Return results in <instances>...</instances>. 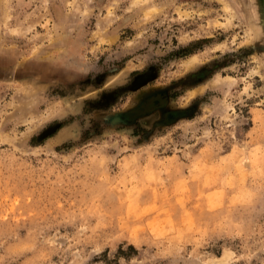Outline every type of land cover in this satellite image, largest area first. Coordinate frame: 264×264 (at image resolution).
<instances>
[{
  "label": "rangeland",
  "instance_id": "1",
  "mask_svg": "<svg viewBox=\"0 0 264 264\" xmlns=\"http://www.w3.org/2000/svg\"><path fill=\"white\" fill-rule=\"evenodd\" d=\"M0 264H264V0H0Z\"/></svg>",
  "mask_w": 264,
  "mask_h": 264
},
{
  "label": "bare ground",
  "instance_id": "2",
  "mask_svg": "<svg viewBox=\"0 0 264 264\" xmlns=\"http://www.w3.org/2000/svg\"><path fill=\"white\" fill-rule=\"evenodd\" d=\"M136 1H138V0H134V3H136ZM107 23V22H106ZM105 22L103 21V20H101V21H99V23H98V30H99V34H100V32L105 28ZM257 30V29H256ZM226 258H227V255H225V257H224V259H222L221 260V262H223L224 260H226Z\"/></svg>",
  "mask_w": 264,
  "mask_h": 264
}]
</instances>
